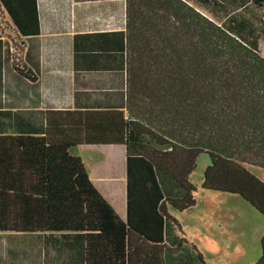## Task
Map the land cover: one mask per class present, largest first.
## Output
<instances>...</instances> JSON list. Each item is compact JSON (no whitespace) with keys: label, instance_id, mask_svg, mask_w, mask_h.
<instances>
[{"label":"trees","instance_id":"1","mask_svg":"<svg viewBox=\"0 0 264 264\" xmlns=\"http://www.w3.org/2000/svg\"><path fill=\"white\" fill-rule=\"evenodd\" d=\"M0 7L18 36L40 34L36 0ZM126 13V110L50 111L44 136H1L0 233L82 234L85 264H209L171 208L197 205L207 154L202 189L264 216V182L247 169H264V57L186 0H126ZM81 145L126 147V221L70 153ZM261 250L254 264L264 235Z\"/></svg>","mask_w":264,"mask_h":264},{"label":"crops","instance_id":"2","mask_svg":"<svg viewBox=\"0 0 264 264\" xmlns=\"http://www.w3.org/2000/svg\"><path fill=\"white\" fill-rule=\"evenodd\" d=\"M36 1L40 20L37 36H18L0 7V137L44 136L46 112L50 111L126 110V0ZM186 1L264 57V2ZM15 44L22 49L20 56ZM17 56L36 81L17 71ZM70 153L82 159L94 187L126 221V147L81 145ZM202 195L209 200L215 194L205 191ZM197 199V205L185 211V215L195 216L196 209L202 207V199ZM171 214L180 221L190 242L201 249L203 237L195 230V219L183 221V215L172 210ZM263 235L264 230L252 231L260 247L246 264L260 259ZM85 255L82 234L0 233V264H85ZM204 257L207 260L205 254Z\"/></svg>","mask_w":264,"mask_h":264},{"label":"rangeland","instance_id":"3","mask_svg":"<svg viewBox=\"0 0 264 264\" xmlns=\"http://www.w3.org/2000/svg\"><path fill=\"white\" fill-rule=\"evenodd\" d=\"M210 161L207 154H201L191 176L198 190L197 196L202 199V207L196 209L195 216H190V213L185 215L173 208L171 210L174 214L183 215V221L195 219V230L203 237L204 245H201V249L197 248L207 256L210 264H246L247 259L258 253L260 241L252 236V231L264 230V216L236 195L214 192L215 195L209 200L203 197L204 173ZM247 169L264 182L263 168L247 166ZM238 239L241 240L240 244ZM214 242L218 245H214Z\"/></svg>","mask_w":264,"mask_h":264}]
</instances>
